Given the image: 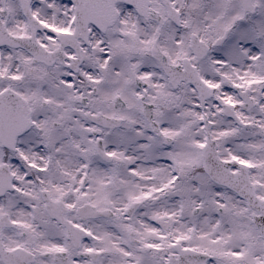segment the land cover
I'll list each match as a JSON object with an SVG mask.
<instances>
[{"label":"snow or ice","instance_id":"obj_1","mask_svg":"<svg viewBox=\"0 0 264 264\" xmlns=\"http://www.w3.org/2000/svg\"><path fill=\"white\" fill-rule=\"evenodd\" d=\"M0 264H264V0H0Z\"/></svg>","mask_w":264,"mask_h":264}]
</instances>
